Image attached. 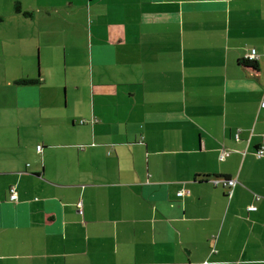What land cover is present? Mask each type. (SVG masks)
<instances>
[{
    "label": "crops",
    "instance_id": "crops-1",
    "mask_svg": "<svg viewBox=\"0 0 264 264\" xmlns=\"http://www.w3.org/2000/svg\"><path fill=\"white\" fill-rule=\"evenodd\" d=\"M112 1L75 135L0 99V264H264V0Z\"/></svg>",
    "mask_w": 264,
    "mask_h": 264
},
{
    "label": "rangeland",
    "instance_id": "rangeland-1",
    "mask_svg": "<svg viewBox=\"0 0 264 264\" xmlns=\"http://www.w3.org/2000/svg\"><path fill=\"white\" fill-rule=\"evenodd\" d=\"M16 2L31 16L17 12ZM111 4L115 3L112 0H0V99L14 95L19 87L21 100L30 101L29 89H36L37 103L31 121L43 125L31 130V138L42 142L47 137L48 124L55 121L69 122L66 132L75 135L72 121L87 119L83 111L92 98L89 94L92 80L87 77L93 69L90 48L96 40L91 24L96 22L98 14H106L105 8L113 7ZM21 78H40V82L21 84L17 82ZM77 85L83 91L78 105ZM115 111L117 115L113 111L107 118L120 119L123 106L120 113L117 107Z\"/></svg>",
    "mask_w": 264,
    "mask_h": 264
},
{
    "label": "built area",
    "instance_id": "built-area-1",
    "mask_svg": "<svg viewBox=\"0 0 264 264\" xmlns=\"http://www.w3.org/2000/svg\"><path fill=\"white\" fill-rule=\"evenodd\" d=\"M257 53H256V50L253 49L252 52L248 55V59L251 60V61H256L257 60ZM262 106H264V102H262ZM42 148L41 145L38 146V149L40 150ZM257 154L258 156H263L264 155V145H262L258 150H257ZM224 156V153L221 154V157ZM217 181V180H216ZM237 183V180L236 179H232V178H229L226 180V182L224 183L225 187L228 188L227 190V193H228V196L229 197H232L233 196V193H234V188H235V185ZM10 199L11 200H17L18 199V193H17V190H16V186L15 185H12L10 187ZM190 193V190L187 189V188H181L179 191H178V195L179 196H185L187 194Z\"/></svg>",
    "mask_w": 264,
    "mask_h": 264
},
{
    "label": "trees",
    "instance_id": "trees-1",
    "mask_svg": "<svg viewBox=\"0 0 264 264\" xmlns=\"http://www.w3.org/2000/svg\"><path fill=\"white\" fill-rule=\"evenodd\" d=\"M15 8H16V11L19 12V13H24L25 16H31V13L28 12V11H23L22 10V6L20 4V2H16V5H15ZM243 63L244 64H252V66H255L257 67V61H251V60H248V59H244L243 60ZM18 83H21V84H36V83H39L40 82V78H21V79H18L17 80ZM85 120H81V122H84ZM260 148V147H259ZM258 148V149H259ZM257 149V150H258ZM232 179H235V178H232ZM237 180V179H236ZM227 196H228V193H227ZM229 197V196H228ZM9 198H10V195H9ZM260 197L257 196V199H259ZM18 200V199H17ZM14 201V200H13ZM258 207L257 205L255 204H252L250 205L249 207V210H257Z\"/></svg>",
    "mask_w": 264,
    "mask_h": 264
}]
</instances>
